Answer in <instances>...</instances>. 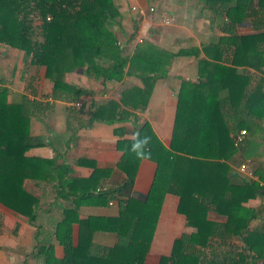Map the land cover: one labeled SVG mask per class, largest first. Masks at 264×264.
<instances>
[{"label":"crops","instance_id":"obj_1","mask_svg":"<svg viewBox=\"0 0 264 264\" xmlns=\"http://www.w3.org/2000/svg\"><path fill=\"white\" fill-rule=\"evenodd\" d=\"M255 1L253 12L249 11L252 15L230 26L227 18L206 7V0H118L120 16L110 26L118 35L127 64L121 77L110 80L96 78L85 65L65 73L56 85L47 76L45 66L34 65L20 49L0 43V90L6 91L9 103L25 102L30 110L32 146L27 154L56 158L57 163L67 164L72 168L68 178L77 183L92 176L96 169L111 170L99 180L98 186L102 189L118 186L127 179L126 172L118 168L123 148L129 147V141L135 140L133 134L146 124L152 133L144 132L140 137L151 138L143 147L149 149L157 141L170 148L184 82L225 78V89L215 88L207 96L201 95L207 98L205 122L227 126L232 136L239 129V122L243 124L241 130L248 129L245 139L236 145L239 147L236 154L227 162L234 172V184L258 179L259 171L264 174L263 119L257 122L251 116L246 117L247 113L238 116L226 100L229 85L236 82L239 100L246 95L244 92L254 93V108L260 110L264 95V41L247 43L242 39L264 32V8L259 7V0ZM134 6L145 13L141 15ZM151 7L156 10L149 11ZM165 18L171 22L166 24ZM24 29L33 42L41 41L39 23L26 24ZM230 37L241 39L240 44H231ZM214 61L220 66L207 64ZM217 99L224 100L223 107H219ZM242 164H247L249 172L239 171ZM158 166L155 160L142 158L135 182L127 193L146 200ZM57 186L28 181L27 188L40 199L35 219L0 204V264H46L48 251L58 258L65 256L57 225L68 217L75 203L71 196H58ZM71 189L61 190L70 193ZM263 200L258 195L246 204L260 207ZM179 206L180 197L166 192L145 264H160L162 256L171 253L174 242L191 231ZM81 211V218L89 214H115L117 198L113 197L108 206L83 205ZM208 218L217 222L227 220L214 210L209 211ZM96 240L105 247L115 244L117 236L99 233Z\"/></svg>","mask_w":264,"mask_h":264},{"label":"trees","instance_id":"obj_2","mask_svg":"<svg viewBox=\"0 0 264 264\" xmlns=\"http://www.w3.org/2000/svg\"><path fill=\"white\" fill-rule=\"evenodd\" d=\"M253 2L256 1L206 0V7L227 18L228 25L235 26L245 16L252 15L249 11L253 12ZM117 3L118 0H0V43L20 49L34 65L45 66L47 76L56 85L65 73L85 65L98 79L121 77L127 58L110 26L120 16ZM260 6L264 8V0H259ZM31 23H39L41 41L33 42L25 31L24 26ZM236 38L230 37L228 41L239 45L241 39ZM242 39L247 43L264 41V32ZM218 63L207 64L218 66ZM225 86V78L184 82L170 148L157 141L149 149L142 147L149 154L147 157L159 165L146 200L127 193L142 159L131 151L135 140L129 141V147L120 146L124 155L118 168L127 174L123 183L107 189L98 186L99 180L112 172L107 169H96L92 176L77 183L68 178L72 168L67 164L57 163L56 158L27 154L32 146L28 104L9 103L6 91L0 90V204L35 219L40 199L27 188L28 181L58 184V196H71L75 204L68 217L57 225L65 256L58 258L48 251L46 264H145L155 223L169 191L180 197L179 212L186 216L191 231L174 242L171 253L163 255L160 264H264V202L260 207L246 204L258 195L264 199L263 171H259L258 179L234 184V172L227 161L239 149L235 135H231L227 126L205 122L207 115L203 111L207 98L201 95L207 96L213 89L219 91ZM229 86L227 104L238 116L247 113L246 117L264 122V95L260 110L256 111L254 93L244 92L246 95L239 100L236 96L239 84L233 82ZM217 101L223 107L224 100ZM149 127L146 124L138 131L139 139L144 132L152 133ZM238 127L235 134L243 124L239 122ZM65 187L72 191L63 192L61 189ZM113 197L118 204L115 214L80 217L81 206H108ZM210 210L226 216L227 220H210ZM99 233H113L117 241L102 247L96 240Z\"/></svg>","mask_w":264,"mask_h":264},{"label":"built area","instance_id":"obj_3","mask_svg":"<svg viewBox=\"0 0 264 264\" xmlns=\"http://www.w3.org/2000/svg\"><path fill=\"white\" fill-rule=\"evenodd\" d=\"M133 9H134V10H139V12H140L141 15L145 13L144 10H142V9H138L137 6H134ZM149 11H151V12L155 11V7H151V8H149ZM164 22H165L166 24H169V23L171 22V20H170V18H165V19H164ZM77 105L80 106V105H81V102H77ZM246 134H247V130H246V129H243V130H240L239 132H237V133L235 134V137H234L235 144H236V145H239V144L245 139ZM248 169H249V168H248L247 164H242V165L239 167V171L242 172V173H247V172H249ZM98 190H99V189H98Z\"/></svg>","mask_w":264,"mask_h":264},{"label":"clouds","instance_id":"obj_4","mask_svg":"<svg viewBox=\"0 0 264 264\" xmlns=\"http://www.w3.org/2000/svg\"><path fill=\"white\" fill-rule=\"evenodd\" d=\"M135 142L132 145L131 151L135 152L138 158H147V155L142 151V147L144 145H147L148 142L150 141V137L145 136L143 139H139V133H134L133 134Z\"/></svg>","mask_w":264,"mask_h":264},{"label":"rangeland","instance_id":"obj_5","mask_svg":"<svg viewBox=\"0 0 264 264\" xmlns=\"http://www.w3.org/2000/svg\"><path fill=\"white\" fill-rule=\"evenodd\" d=\"M178 54H175L176 55V59H177V57H178V55H179V52H177ZM177 61V60H176ZM174 67L176 68V66L174 65ZM173 67V69L175 70V68Z\"/></svg>","mask_w":264,"mask_h":264}]
</instances>
